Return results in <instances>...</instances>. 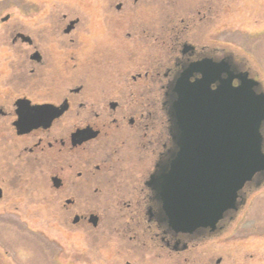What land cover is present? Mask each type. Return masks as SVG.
Masks as SVG:
<instances>
[{
    "label": "flooded vegetation",
    "instance_id": "flooded-vegetation-1",
    "mask_svg": "<svg viewBox=\"0 0 264 264\" xmlns=\"http://www.w3.org/2000/svg\"><path fill=\"white\" fill-rule=\"evenodd\" d=\"M58 1L46 13L38 6L34 36L15 26L3 33L17 69L0 88V207L26 201L34 185L52 222L81 232L89 249L114 238L116 254L134 264H202L209 254L198 244L227 229L264 185L261 174L246 183L244 203L215 232L175 233L159 221L150 180L175 149L168 94L176 78L221 63L260 81L244 58L208 41L217 0Z\"/></svg>",
    "mask_w": 264,
    "mask_h": 264
},
{
    "label": "water",
    "instance_id": "water-1",
    "mask_svg": "<svg viewBox=\"0 0 264 264\" xmlns=\"http://www.w3.org/2000/svg\"><path fill=\"white\" fill-rule=\"evenodd\" d=\"M168 97L175 149L150 180L159 221L175 233L215 232L244 203L245 184L264 175V87L207 63L182 72Z\"/></svg>",
    "mask_w": 264,
    "mask_h": 264
},
{
    "label": "rangeland",
    "instance_id": "rangeland-1",
    "mask_svg": "<svg viewBox=\"0 0 264 264\" xmlns=\"http://www.w3.org/2000/svg\"><path fill=\"white\" fill-rule=\"evenodd\" d=\"M70 1L83 6L82 0ZM54 3L55 0H0V88L10 84L7 79H12V71L17 69L12 61L13 47L3 38L5 29L15 26L33 35L41 22L38 6L47 8ZM215 6L213 14L206 19L208 41L213 39L220 49L244 58L264 87V0H217ZM87 43L89 48L94 47L93 43ZM100 43L105 44L106 40ZM33 93L38 95L37 91ZM30 186L32 189L26 190L29 199L19 200L16 206L0 207V264H126L127 261L134 264L128 257L131 254H116L114 238L107 239L103 248L95 247V251L84 244L81 232L53 223V216L45 213V203L38 201V195L33 196L34 185ZM9 197L17 201L15 195ZM3 207L13 212L2 213ZM52 239H57L60 246ZM198 245L209 254L202 264H264V185L248 194L246 203L227 229Z\"/></svg>",
    "mask_w": 264,
    "mask_h": 264
}]
</instances>
